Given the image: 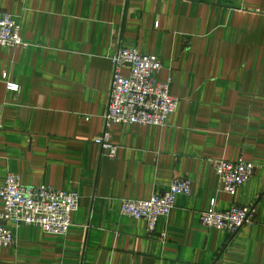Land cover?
I'll return each instance as SVG.
<instances>
[{
    "label": "crops",
    "instance_id": "obj_1",
    "mask_svg": "<svg viewBox=\"0 0 264 264\" xmlns=\"http://www.w3.org/2000/svg\"><path fill=\"white\" fill-rule=\"evenodd\" d=\"M0 11L27 43L0 45V186L12 172L79 192L63 235L3 221L15 242L0 264H264V0H0ZM120 47L160 59L156 78L170 77L178 106L162 126L107 127L110 157L95 139ZM238 158L254 172L230 195L214 162ZM174 177L191 191L153 233L120 213L121 199H148ZM213 202L254 206V218L233 235L206 227L199 213Z\"/></svg>",
    "mask_w": 264,
    "mask_h": 264
},
{
    "label": "built area",
    "instance_id": "obj_2",
    "mask_svg": "<svg viewBox=\"0 0 264 264\" xmlns=\"http://www.w3.org/2000/svg\"><path fill=\"white\" fill-rule=\"evenodd\" d=\"M0 45L18 47L27 45L20 35L16 15L0 11ZM113 63L111 88L104 115L105 130L95 143L108 149V156L115 155L116 146L110 142L107 127L112 124H152L162 126L178 106V98L170 94L171 79L156 78L162 64L156 55L139 52L135 48L120 47L111 57ZM129 66L123 75L122 65ZM5 88L18 91V83L3 75ZM215 172L222 191L234 195L254 172L250 161L238 158L214 162ZM191 181L187 177H174L167 190L155 193L148 199L123 198L120 213L136 220H145L147 230L153 233L159 218L168 217L178 195H189ZM0 246L14 244L15 237L3 221L25 223L39 227L43 233L65 234L71 225V215L78 209L79 192L76 189L60 190L50 185H24L17 174L9 172L0 186ZM254 218V206L232 205L226 210L211 203L199 213L200 223L209 228L235 234L245 223ZM165 232L160 234L164 238Z\"/></svg>",
    "mask_w": 264,
    "mask_h": 264
}]
</instances>
